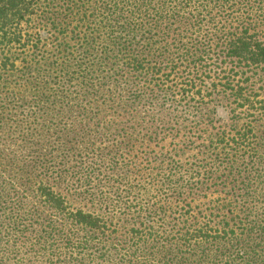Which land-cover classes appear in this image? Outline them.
Wrapping results in <instances>:
<instances>
[{
    "label": "trees",
    "instance_id": "obj_1",
    "mask_svg": "<svg viewBox=\"0 0 264 264\" xmlns=\"http://www.w3.org/2000/svg\"><path fill=\"white\" fill-rule=\"evenodd\" d=\"M41 1L0 0V52L38 48L39 40L29 41L22 25L30 21ZM65 1L63 16L62 12L44 16L52 20L58 34L66 31L70 18L81 14L73 1ZM92 14L89 42L93 43L97 104L93 130L85 135L89 139L84 138L81 151L64 145L65 132L51 135L47 126L52 123L24 134L25 144L30 145L27 163L16 172L25 182L24 194L0 179V264H264V254L258 255L264 243V147L254 146L251 130L237 135L220 131L206 146L210 167L203 174L218 177L200 185L204 190L219 181L226 196L215 204L216 210L225 213L216 230L209 227L208 219L200 223L189 216L190 207L184 204L188 182L151 179L148 184L135 183L125 158L118 159L120 144L102 154L89 142L97 135L109 140L108 132L125 137L138 128L143 129V138L163 139L161 127L170 123L166 117L132 125L128 103L122 106L113 97L127 86L130 103L169 98L174 93L161 88V82L176 76L182 82L181 98L188 99L196 76L209 65L235 64L246 69L244 76L264 68V0H93L89 17ZM0 69H14L13 58L0 59ZM84 72L79 71L87 81ZM155 76L160 85L149 80ZM1 77L2 90L7 84ZM230 90L235 102L264 113V102L257 101L252 91L238 85ZM106 93L112 95L110 99ZM52 95L37 94L33 104L46 107L42 98ZM55 95L65 97L62 92ZM53 100H47L49 105H54ZM104 104H109L107 109L116 105L121 113L103 130L100 106ZM40 132L49 136L46 150L41 149L43 144L39 147ZM136 135L128 136L136 140ZM9 161L13 167L14 159ZM176 170L172 177L178 174ZM8 172L15 173L14 169ZM151 189L156 195L149 194ZM162 189L169 193L162 196ZM143 194H149V199L141 200ZM70 199L85 203L93 214L70 211ZM169 201L184 205L178 217H172L175 212H170ZM44 211L61 218L56 221Z\"/></svg>",
    "mask_w": 264,
    "mask_h": 264
},
{
    "label": "rangeland",
    "instance_id": "obj_2",
    "mask_svg": "<svg viewBox=\"0 0 264 264\" xmlns=\"http://www.w3.org/2000/svg\"><path fill=\"white\" fill-rule=\"evenodd\" d=\"M63 1L42 0L30 21L22 25L29 41L39 40L36 50L33 51L27 46L0 52V59L11 56L14 60V69H0L1 78L7 84L6 89H0V179L13 183L20 194L24 191L25 182L21 174L16 172L20 171L23 163H27L25 155L30 148V145L25 144L24 134L35 128L41 130L43 124L52 123L47 126L51 135L60 131L63 135L65 132L68 137L63 140L64 145L81 151L85 147L84 140L89 139L85 138V135L93 130V110L97 106L96 98H93V43L89 42L93 39V14L89 17L93 0H71L81 14L70 18L66 31L62 30V33L58 34L52 27V20L44 16L56 12H62L63 16L66 9L65 6L61 8ZM75 8L72 9L75 11ZM261 40L264 41V37ZM89 43L92 45H88ZM242 68L229 63L221 67L209 65L204 72L196 76L195 86L190 88L188 99L181 98L182 82L176 76H172L166 83L161 82V88L171 89L174 93L169 98H151L150 101L143 98L130 103V89L127 86L113 97L117 96L122 106L128 103V113L134 116L132 125L142 122V119L152 117L155 120L166 117L170 123L161 127L160 134L163 139L152 141L154 138H143L145 134L142 128L136 129V132L129 131L125 137L110 136L111 132H108L109 140H103L99 135L94 140L90 139L89 142L94 143L92 149L104 154L112 150L116 143L120 144L121 157L118 159L125 158L127 169L132 173L129 175L135 183L148 184L151 179L156 182L165 179L188 182L186 187L189 188V196L185 197L184 204L190 207L189 216L196 218L200 223L208 219L209 227L216 230V225L218 226L225 213L216 210L215 204L222 202L226 196L225 191L219 188V181L209 183L204 190L200 185L206 179L216 180L218 177L216 175L210 178L208 174H203V171L210 167L208 155L205 153L206 146H209L211 138L220 131L237 135L251 130L250 140L254 146L264 147V113L254 112L247 104L235 102L230 90L235 85L247 88L256 96L257 101L264 102V68L249 72L246 76L243 75L246 69ZM80 70L85 71L87 81L83 79V74L79 73ZM247 76L249 80L245 82ZM149 80L157 84L159 78L155 76ZM57 92L64 93L65 97L58 99V95H55ZM43 93L48 96L53 94L49 98H42L46 107L33 104L36 99L34 96ZM110 96L112 95L105 94L106 99H110ZM51 99H55L53 106L47 102ZM61 100L63 104H60ZM104 105L100 106L103 130L111 125L109 120L115 121L116 116L121 113L116 105L112 109L106 108L109 104ZM156 124L160 123L157 121ZM136 133L139 134L136 135L138 139L129 138L128 135ZM39 134L42 135L39 147L43 144L41 149L46 150L50 142L49 136L43 132ZM13 159L15 165L10 167L9 160ZM174 167L177 168L178 174L172 177ZM11 169H14L15 173H9ZM160 189L161 184L157 187V192ZM168 193L169 191L162 189V196ZM149 194L156 195V191L151 189ZM149 194H143L141 200L149 199ZM70 200L72 201H67L70 211L82 209L86 214H93V210L89 211L85 203ZM167 204L172 208L169 209L170 212H175L173 218L178 217V212L184 209V205L179 202L169 201ZM44 213L56 221L61 218L55 217L57 215L51 211ZM261 244L263 250L260 252L258 249V255L264 254V243ZM261 258L264 260V256Z\"/></svg>",
    "mask_w": 264,
    "mask_h": 264
}]
</instances>
